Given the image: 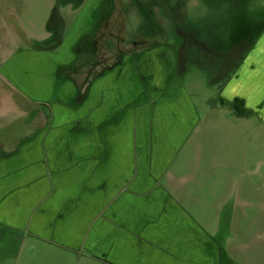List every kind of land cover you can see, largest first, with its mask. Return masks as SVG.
<instances>
[{"label": "rangeland", "instance_id": "rangeland-1", "mask_svg": "<svg viewBox=\"0 0 264 264\" xmlns=\"http://www.w3.org/2000/svg\"><path fill=\"white\" fill-rule=\"evenodd\" d=\"M263 24L264 0H0V79L15 93L0 115V145L15 149L30 136L36 110L48 131L63 126L66 140L81 143L89 128L117 118L115 130L140 134L141 126L158 144L162 118L165 128L191 121L167 150L170 172L188 192L186 209L246 210L245 224L255 222L264 239V87L254 94L263 98L256 111L239 99V116L221 100L228 107L220 114L223 60L213 54H227ZM253 53L263 84L264 35ZM168 106L179 116L166 118ZM92 107L97 124L89 127Z\"/></svg>", "mask_w": 264, "mask_h": 264}, {"label": "crops", "instance_id": "crops-1", "mask_svg": "<svg viewBox=\"0 0 264 264\" xmlns=\"http://www.w3.org/2000/svg\"><path fill=\"white\" fill-rule=\"evenodd\" d=\"M254 58L252 50L219 81L220 103L241 99L256 111L263 98L253 97L264 83L256 82ZM5 85L0 115L15 94ZM226 107L217 109L224 115ZM94 108L89 127L97 124ZM166 110L169 119L180 114ZM45 118L36 110L30 136L15 149L0 145V264H264L263 235L254 233L255 222L245 224L246 210L186 209L188 192L171 174L167 150L191 121L165 128L162 118L153 133L158 144L147 141L141 126L140 134L115 130L117 118L112 126L89 128L88 142L81 143L66 140L71 133L63 126L48 131Z\"/></svg>", "mask_w": 264, "mask_h": 264}, {"label": "flooded vegetation", "instance_id": "flooded-vegetation-1", "mask_svg": "<svg viewBox=\"0 0 264 264\" xmlns=\"http://www.w3.org/2000/svg\"><path fill=\"white\" fill-rule=\"evenodd\" d=\"M237 3L242 0H235ZM256 25L254 29L248 32L245 36L240 37L236 40L233 46L230 48V51L227 54L224 53H214L215 55L221 56L223 62L220 63V77L225 81L228 77L231 76L237 69L239 68L242 63L245 61L248 54L254 50L255 46L259 44L262 40V36L264 35V24L261 26ZM186 37V36H185ZM186 45L187 44V40ZM194 44L198 45V47L202 48L203 50H207L204 45L194 39ZM185 45V46H186ZM186 49V48H185ZM208 51V50H207ZM183 60V57H182ZM181 60V61H182Z\"/></svg>", "mask_w": 264, "mask_h": 264}, {"label": "trees", "instance_id": "trees-1", "mask_svg": "<svg viewBox=\"0 0 264 264\" xmlns=\"http://www.w3.org/2000/svg\"><path fill=\"white\" fill-rule=\"evenodd\" d=\"M243 101H240L239 99L234 100L233 102L227 103L230 105V108L236 112V114H238L239 116H244V114L246 113V111L243 109ZM249 113H247L246 115H248Z\"/></svg>", "mask_w": 264, "mask_h": 264}]
</instances>
